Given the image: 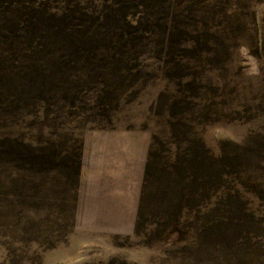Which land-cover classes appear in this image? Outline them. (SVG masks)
Segmentation results:
<instances>
[{
  "label": "rangeland",
  "instance_id": "1",
  "mask_svg": "<svg viewBox=\"0 0 264 264\" xmlns=\"http://www.w3.org/2000/svg\"><path fill=\"white\" fill-rule=\"evenodd\" d=\"M0 264H264V0H0Z\"/></svg>",
  "mask_w": 264,
  "mask_h": 264
},
{
  "label": "clouds",
  "instance_id": "2",
  "mask_svg": "<svg viewBox=\"0 0 264 264\" xmlns=\"http://www.w3.org/2000/svg\"><path fill=\"white\" fill-rule=\"evenodd\" d=\"M235 55L242 62L241 66L245 76L253 77L259 74V64L257 58L251 54L247 45H238L235 49Z\"/></svg>",
  "mask_w": 264,
  "mask_h": 264
}]
</instances>
